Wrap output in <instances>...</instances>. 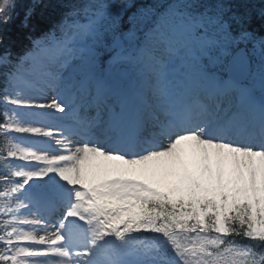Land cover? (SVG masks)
<instances>
[{"label": "snow or ice", "instance_id": "1", "mask_svg": "<svg viewBox=\"0 0 264 264\" xmlns=\"http://www.w3.org/2000/svg\"><path fill=\"white\" fill-rule=\"evenodd\" d=\"M241 2L155 0L125 30L129 0H85L15 60L0 56V132L36 138L0 156L15 169L0 172V264H264V35ZM14 6L0 0V28ZM173 33L191 56L186 90L201 89L180 106L161 75L177 54ZM78 36L92 39L80 53ZM37 53L55 69L47 89L13 90ZM125 67L147 89L118 91L112 73ZM88 134L111 147L74 143ZM77 232L84 242L70 245ZM139 233L162 236L174 259Z\"/></svg>", "mask_w": 264, "mask_h": 264}, {"label": "trees", "instance_id": "2", "mask_svg": "<svg viewBox=\"0 0 264 264\" xmlns=\"http://www.w3.org/2000/svg\"><path fill=\"white\" fill-rule=\"evenodd\" d=\"M84 2L85 0H15V6L10 13L11 19L9 23L0 28V35L3 36V44H0V56H3L5 52H9L11 53L10 59L15 60L17 56L30 48L31 39L40 34L42 35L50 29H55V26L57 27L58 14L64 8L68 6L76 8ZM107 2L112 3L113 0H107ZM154 2L155 0H129V8L126 12L121 13L119 22L122 27L125 30L131 27L130 17L137 11L151 6ZM233 4L236 5L237 11L244 10L241 0H233ZM247 7L251 14L250 23L247 25L249 30L257 35H264V19L259 15L260 9L264 8V3H262V0H250ZM89 10L95 11L94 6H90ZM29 12L30 15L26 19V14ZM2 83L3 81L0 80V85ZM0 118H2L1 109ZM7 144L6 138L0 135V152H5L12 146H7ZM9 169V166L0 161V172H9ZM158 237L164 239L162 236ZM238 243L246 244L248 242L238 240ZM255 251L257 252V258L260 255H264V249L256 248ZM160 254H162L160 258L169 260H171V255H173L169 247L164 252L161 249Z\"/></svg>", "mask_w": 264, "mask_h": 264}, {"label": "rangeland", "instance_id": "3", "mask_svg": "<svg viewBox=\"0 0 264 264\" xmlns=\"http://www.w3.org/2000/svg\"><path fill=\"white\" fill-rule=\"evenodd\" d=\"M168 39H170L171 42L175 44L177 48V54L173 58L164 59L163 67L161 68V75L163 77V83L165 85L167 84V82L169 83L168 86L166 85L167 90H170L171 85L173 87L169 92L167 91V101L171 104H174V101L178 99L177 96L181 97V91H182V96L184 95L185 88L187 85V78L189 77V69L191 67V63H190L191 57L188 56L190 55V53L186 51L184 47V39L179 33L171 34L168 37ZM91 43H92L91 37H87V36L79 37L78 36L76 40L74 41L75 52L76 53L82 52ZM42 59L46 60V57L42 53H39V55L36 57V60L30 65L28 70H23L22 75L26 77L27 79L29 78L30 81L33 83L32 88H29V89L25 88L24 92L26 94H30L31 91L35 94L37 91L46 90L50 83L49 76L46 75V72L43 71L42 69H39V70L36 69L35 65H39ZM65 60H66V57L61 56L57 63L64 62ZM54 70L52 72H54ZM44 79L45 81H43ZM112 79L116 85L120 86V89H125L124 92L135 91L137 88L147 89L148 87V84L146 82L143 84L138 83L137 73L134 68H127V67L117 68L112 73ZM13 90L19 91L21 92V94H23V91H21V89L19 88L18 82L14 85ZM70 93L72 94L71 90H70ZM52 95H55V92H52ZM71 100H68L67 103L68 102L72 103ZM176 106L178 105L176 104ZM12 115L13 114L10 113L9 116H12ZM74 142L78 144L76 140H74ZM81 240L83 239L79 236V233H78L76 237V241L79 242ZM148 242L152 243V241L150 240H148Z\"/></svg>", "mask_w": 264, "mask_h": 264}, {"label": "bare ground", "instance_id": "4", "mask_svg": "<svg viewBox=\"0 0 264 264\" xmlns=\"http://www.w3.org/2000/svg\"><path fill=\"white\" fill-rule=\"evenodd\" d=\"M36 66V69L39 70V69H42L43 71L46 72V75L49 76V74L54 70V66L53 65H50L48 62H47V59H42L41 62L39 63V65H35ZM45 81V79L43 80ZM167 86L169 85V83L167 82L166 84ZM172 85H171V88L170 90L172 89ZM21 91H23V94L27 95L25 92H24V88L23 87H20ZM170 90H167L168 92ZM30 94H34L32 91ZM51 95H52V92H51ZM177 105H181V103L183 102V99L180 98V101L178 102V100L175 101ZM174 105V104H173Z\"/></svg>", "mask_w": 264, "mask_h": 264}]
</instances>
